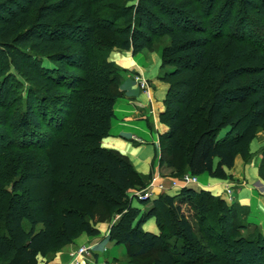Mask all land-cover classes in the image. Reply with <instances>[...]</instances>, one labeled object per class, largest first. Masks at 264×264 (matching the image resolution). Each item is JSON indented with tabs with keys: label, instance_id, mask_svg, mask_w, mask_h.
Segmentation results:
<instances>
[{
	"label": "trees",
	"instance_id": "trees-1",
	"mask_svg": "<svg viewBox=\"0 0 264 264\" xmlns=\"http://www.w3.org/2000/svg\"><path fill=\"white\" fill-rule=\"evenodd\" d=\"M85 1L96 8H81L82 0H0V108L11 137L19 142L1 149L0 264H36L39 257L50 256L83 233H100L92 212L61 193L49 204L35 197L30 182L41 170L60 171L58 181L76 175L81 195L116 212L119 218L111 225V240L134 257L159 251L168 264H223L224 257L228 264H264L262 233L257 239H241L233 252L229 240L223 243L221 210L227 204L216 197L211 208L205 202L211 196L208 191L186 187L180 200L195 205L198 218L209 223L207 238L215 240L214 233L218 239L214 250L205 251L176 197L162 194L146 212L134 207L130 192L144 185L145 176L126 157L102 146L109 136L121 76L108 59L110 51L117 47L138 54L151 49L157 36L168 35L162 66L175 68L167 79L181 78L187 71L192 84L186 95L174 92L176 84L170 83L162 116L169 127L161 136L162 159L165 152L172 157L181 153L182 165L175 158L167 160L178 175L208 173L225 179L238 156L251 155L250 145L264 128V60L251 65L247 58L254 55L246 46L228 51L224 13L243 7L244 20L235 29L242 33L252 12L264 19V0H200L204 11L214 16L216 39L202 34L177 0ZM46 58L58 65L47 67ZM20 78L29 84L24 109L23 96L15 91ZM11 107L16 109L12 112ZM66 108L70 112L56 135L54 151L45 156L37 144L45 140L40 127L49 113ZM55 150L74 153L76 166L59 169ZM141 202L148 204L150 199ZM226 207L234 217L235 208ZM152 217L159 234L143 228ZM238 226L246 227L241 222ZM162 258H155L154 264H163Z\"/></svg>",
	"mask_w": 264,
	"mask_h": 264
},
{
	"label": "crops",
	"instance_id": "crops-1",
	"mask_svg": "<svg viewBox=\"0 0 264 264\" xmlns=\"http://www.w3.org/2000/svg\"><path fill=\"white\" fill-rule=\"evenodd\" d=\"M121 71L118 83L119 97L114 108V117L111 120L109 136L104 138L102 146L114 150L126 157L134 169L143 176L156 177L158 183H163L165 188L155 190L148 204L132 199V205L146 212L152 207L153 201L162 194H168L177 198V203L182 205L184 212L188 201L180 200L185 186H174L177 179L163 177L162 172L169 173L171 168L163 163L161 156V136L169 127L162 119L167 110V98L170 91V83L167 75L172 69L163 68L162 53L160 50H144L134 54L131 50H112L108 57ZM137 75H142L150 85L151 98L140 87L135 80ZM258 147L255 141L251 143V154L255 155ZM217 164V161H216ZM228 179L214 178L208 173L198 176V183L187 187L196 191H208L221 199H228L227 189L234 186L235 203L249 210V221L257 224L264 235V181L260 177L256 158L252 162H246L242 156L236 158L235 165L227 169ZM116 221V220H115ZM108 228L105 239L103 229L98 235L82 234L70 246L78 249L84 245H90V255L80 258V264H98L104 253L109 252L106 246L113 242L110 257H118L125 246L118 245L111 240L110 228ZM144 230L159 234L160 229L156 217L148 219ZM69 245L60 249L48 257H39V264H71L69 259ZM102 255V256H101Z\"/></svg>",
	"mask_w": 264,
	"mask_h": 264
},
{
	"label": "rangeland",
	"instance_id": "rangeland-1",
	"mask_svg": "<svg viewBox=\"0 0 264 264\" xmlns=\"http://www.w3.org/2000/svg\"><path fill=\"white\" fill-rule=\"evenodd\" d=\"M177 2L182 6V9L186 12L185 15L188 16L189 18L195 20L199 24V28L202 30V34L205 36H211L213 39H216L219 37L217 35V32L215 33L213 31V28L211 26L212 20H213V15L208 11H204V6L201 3L200 0H177ZM89 1L82 0L81 2V8L87 9V8H96V5H92ZM102 10V9H101ZM251 18L244 21V26H243V32L242 33H237L236 32V26H238L243 18L245 17V12L243 11L242 6H237L236 9L234 10H229L228 9L224 13L225 21L227 24L225 27V37L226 38V46L228 48V51L230 50H237L239 48L247 47L249 48L254 57L253 58H247L249 60V63L251 65H257L259 66L261 64V60H264V19H259L258 14L256 13H251ZM259 23V24H258ZM176 28V27H174ZM217 35V36H215ZM170 43V37L168 35H159L156 37L155 43L151 49H147L149 51H155V50H160L162 53L163 48L167 46ZM120 48L115 47L113 50H117ZM111 53V51H110ZM259 58V59H258ZM163 59V58H162ZM45 65L49 68L56 67L58 64L51 62L49 59H45ZM66 68H68L69 71L71 72H77L79 75H82L81 70H76V68L69 67L68 65H65ZM175 66L169 65L165 69H174ZM184 81L183 85H177L179 81ZM169 83H172V85L176 84V87H174V92H180V94H188L191 91V84H192V76L186 71L185 74L181 78L177 79H170L168 80ZM13 85V84H12ZM15 91L17 94H21L23 96V103H22V109L25 108L26 105V99L28 96V91H29V84L25 79L20 78V84L19 86L15 85ZM66 91V88L62 89ZM181 99L182 96H179ZM63 105H60L62 107ZM0 108V157L3 155L1 154V149L5 147H10V146H18L19 142L14 140L11 137L9 127L7 125V121H5V118L3 117V111ZM16 109V107H11L10 110L12 112ZM70 112L69 108L65 109V112L62 113H57V114H51L49 113L47 115V118L45 121L42 123V127H40L39 134L42 135V138L44 137V141H37V144L39 143L40 147H42L40 150L42 151V154H45V156H50L52 155L51 153L48 154L49 151H54V146L57 142V137L56 135L61 132L63 125V122L68 118V113ZM54 119V121L50 122V119ZM47 135V136H46ZM40 138V136H39ZM255 141V144H257V151L256 154L253 155L251 154L248 158L245 159L246 162H252L254 158H256V163L259 167V173L260 177L264 181V128H261L258 130L256 138L253 140ZM47 150V151H46ZM250 150H251V145H250ZM251 153V152H250ZM56 155V156H55ZM55 158L54 160H57V165L58 168L63 171L66 170V167L71 165V166H76V155L73 153H68V150H55L54 154ZM172 156L170 153L165 152V156L163 157L162 161L163 163L167 164L168 158H171ZM175 158L176 164H181L182 165V154L175 153V156L172 157ZM168 166V164H167ZM169 167V166H168ZM172 169L169 173H163V177H172L174 179H181L185 175H188L190 173H186L183 175H178L177 170L173 167H169ZM262 169V170H261ZM58 170V169H57ZM60 172V171H59ZM56 172V173H51L49 174L48 172H45L43 170L38 171L37 175L38 177L36 179H33L30 182V187L33 190V193L35 194V197L40 200L42 203L45 202V204H49L51 200L54 198H57L58 193H61L62 198L63 197H68L71 202L74 204H80L82 208L85 210L91 211L93 214V220L92 223L96 227H101L103 229V239L106 237V233L108 231L109 225L117 220L119 218V215L112 211L107 205H105L102 202H96L93 203L91 202L85 195H81L79 191L77 190L76 187V175L72 176L70 175L67 180L61 179V181H58V177L61 176V173ZM58 173V175H57ZM76 173V172H75ZM148 176H145L143 179V186L139 185L140 187L137 188V190H144L150 186V184L154 181L157 180L156 177L153 179L152 176L150 179L147 178ZM225 179H228V173L227 177ZM234 188V186H232ZM231 188V189H232ZM211 196L207 195V198L205 199V202L211 206L213 205V199L221 198L220 196L213 195L211 193ZM232 195H233V200H230L229 197L227 200L223 199L225 203L227 204L226 206L235 208L236 213L233 215H228L227 212V207L224 206L222 208V213L221 215L223 216V221L221 223V228L223 230V233L225 235L226 240H224V244L226 245L229 240L232 244L228 245V248L230 249L231 252L234 251V249L238 246V242L241 239H257L262 231L260 227L249 221V210L245 207H242L239 205V202L237 204L235 203L236 201L234 200V197L236 198L237 193L234 194V191L232 189ZM212 196H215L212 197ZM131 197V196H130ZM132 198V197H131ZM213 198V199H212ZM60 200H58L59 202ZM210 208V209H211ZM186 212L189 215V218L191 222L195 225L196 229V235L199 240H201L204 243L205 246V251L208 250H214L215 248V240L216 235L213 233V238L215 240H210L207 238V231L211 232V229H209V223L207 221H202L198 218L197 216V209L195 208V205H192V203H189L188 206L185 207ZM242 223V225H246V227L243 230H240L238 227V223ZM26 229H29V224L25 223ZM236 228V229H234ZM100 230V229H99ZM86 234L87 233H83ZM263 234V233H262ZM82 235V234H81ZM80 235V236H81ZM79 236V237H80ZM78 237V238H79ZM75 243V242H73ZM76 244V243H75ZM71 245V244H70ZM69 245V259L70 263L73 264L72 260V253L77 251L76 246ZM88 247H91L90 245H85ZM113 242L108 243L106 248L108 249L109 252L104 253L102 258L99 260L98 264H154L155 258H162L161 252L157 251L151 255H148L146 257H134L129 250L124 247L123 252L118 255V257H110L112 254V247H113ZM214 247V248H213ZM91 250V249H90ZM56 253V252H55ZM90 255V251L84 255L85 257ZM85 257H82L83 259ZM223 264H228V260L226 257L222 259ZM161 262L163 264H168L164 258L161 259ZM36 264H39L36 262Z\"/></svg>",
	"mask_w": 264,
	"mask_h": 264
},
{
	"label": "built area",
	"instance_id": "built-area-1",
	"mask_svg": "<svg viewBox=\"0 0 264 264\" xmlns=\"http://www.w3.org/2000/svg\"><path fill=\"white\" fill-rule=\"evenodd\" d=\"M135 80L138 82V84L140 85V87L145 91V93L149 96V98H151V94H150V85L147 79H145L142 75H137L135 77ZM198 183V176H194L192 174H188L185 175L183 178L176 180L173 182L174 186L179 185H183L185 187L192 185V184H197ZM159 188V189H164L165 186L163 183H158L157 180H154L150 186L144 190H133L130 192V196L132 197V199H136L138 201H143L146 199H151L152 196L155 193V190ZM227 194L230 200H233V195H232V189L228 188L227 189ZM91 247L88 246H81L77 251L73 252L72 255V260H73V264H80L81 260L80 258L85 257L84 255H86L89 251H90Z\"/></svg>",
	"mask_w": 264,
	"mask_h": 264
}]
</instances>
